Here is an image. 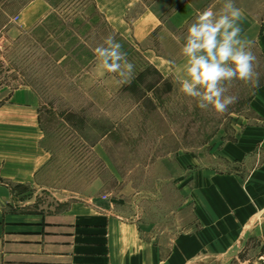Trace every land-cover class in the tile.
Here are the masks:
<instances>
[{
  "label": "rangeland",
  "instance_id": "374dc122",
  "mask_svg": "<svg viewBox=\"0 0 264 264\" xmlns=\"http://www.w3.org/2000/svg\"><path fill=\"white\" fill-rule=\"evenodd\" d=\"M236 2L249 15L264 17V0ZM0 5L22 24L17 36L0 33V103L18 86L31 89L50 155L28 188L32 205L53 212L60 201L64 208L92 200L165 252L177 236L199 231L212 179L245 171L225 149L256 123L250 100L264 82L260 49L249 47L258 83L225 82V95L236 100L220 113L199 108L180 83L157 75L95 0H0ZM108 36L122 44L134 65L127 82L103 68L95 54ZM206 233L199 240L210 239ZM242 238L221 256L232 258L226 254L239 251ZM220 248L200 249L198 261Z\"/></svg>",
  "mask_w": 264,
  "mask_h": 264
},
{
  "label": "crops",
  "instance_id": "0c3cea01",
  "mask_svg": "<svg viewBox=\"0 0 264 264\" xmlns=\"http://www.w3.org/2000/svg\"><path fill=\"white\" fill-rule=\"evenodd\" d=\"M95 3L157 75L178 83L186 75L181 47L188 27L204 10L223 6V0ZM234 5L243 14L241 42L248 48L256 45L264 57V17L249 15L236 0ZM21 29V21H14L0 5V33L17 36ZM250 101L256 123L247 125L225 149L228 159L245 171L212 179L201 229L177 236L165 252L159 244L144 242L136 226L117 221L92 200L64 208L60 201L53 212L32 205L28 188L50 155L42 145L35 95L27 86L14 88L0 103V264H254L264 253V82ZM246 231V245L232 258L221 256ZM204 232L210 239L199 240ZM214 246L221 248L213 257L198 261L200 249Z\"/></svg>",
  "mask_w": 264,
  "mask_h": 264
},
{
  "label": "clouds",
  "instance_id": "9594fccd",
  "mask_svg": "<svg viewBox=\"0 0 264 264\" xmlns=\"http://www.w3.org/2000/svg\"><path fill=\"white\" fill-rule=\"evenodd\" d=\"M242 15L234 0H223L219 10L201 12L183 37L181 53L187 61L180 91L195 98L201 109L211 107L222 113L235 102V96L225 95V82L239 79L258 83L253 81L256 58L240 39ZM122 48L119 41L108 36L104 44L95 49V54L103 68L117 73L120 82H127L134 65Z\"/></svg>",
  "mask_w": 264,
  "mask_h": 264
},
{
  "label": "water",
  "instance_id": "95a60500",
  "mask_svg": "<svg viewBox=\"0 0 264 264\" xmlns=\"http://www.w3.org/2000/svg\"><path fill=\"white\" fill-rule=\"evenodd\" d=\"M248 234H249V231H246L245 232V234L243 235V238H242V240H241V244H240V249H242L245 245H246V239H247V236H248ZM236 250H232V251H230V252H228L227 254H226V256H232V255H234V254H236Z\"/></svg>",
  "mask_w": 264,
  "mask_h": 264
},
{
  "label": "built area",
  "instance_id": "2783aa9c",
  "mask_svg": "<svg viewBox=\"0 0 264 264\" xmlns=\"http://www.w3.org/2000/svg\"><path fill=\"white\" fill-rule=\"evenodd\" d=\"M258 261H259V264H264V253L260 255Z\"/></svg>",
  "mask_w": 264,
  "mask_h": 264
}]
</instances>
